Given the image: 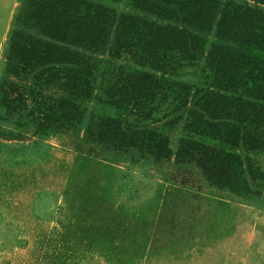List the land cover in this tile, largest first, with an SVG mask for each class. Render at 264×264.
<instances>
[{"label": "rangeland", "instance_id": "374dc122", "mask_svg": "<svg viewBox=\"0 0 264 264\" xmlns=\"http://www.w3.org/2000/svg\"><path fill=\"white\" fill-rule=\"evenodd\" d=\"M0 264H264V0L0 3Z\"/></svg>", "mask_w": 264, "mask_h": 264}, {"label": "crops", "instance_id": "0c3cea01", "mask_svg": "<svg viewBox=\"0 0 264 264\" xmlns=\"http://www.w3.org/2000/svg\"><path fill=\"white\" fill-rule=\"evenodd\" d=\"M14 0H0V3L2 4L3 8L9 7L11 3H13Z\"/></svg>", "mask_w": 264, "mask_h": 264}]
</instances>
